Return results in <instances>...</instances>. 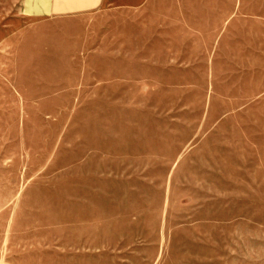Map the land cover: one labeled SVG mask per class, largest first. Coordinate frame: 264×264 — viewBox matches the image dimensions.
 Here are the masks:
<instances>
[{"label": "rangeland", "instance_id": "obj_1", "mask_svg": "<svg viewBox=\"0 0 264 264\" xmlns=\"http://www.w3.org/2000/svg\"><path fill=\"white\" fill-rule=\"evenodd\" d=\"M36 1L0 0V264H264V0Z\"/></svg>", "mask_w": 264, "mask_h": 264}, {"label": "crops", "instance_id": "obj_2", "mask_svg": "<svg viewBox=\"0 0 264 264\" xmlns=\"http://www.w3.org/2000/svg\"><path fill=\"white\" fill-rule=\"evenodd\" d=\"M22 1L26 4H31L33 2H37L36 0H22ZM43 2H46V1L43 0ZM92 2H93V0H85L84 2H83V0H52L48 3V6L51 9L62 13V12H67L68 8L73 9L77 3H81L82 5H84V4L90 5ZM35 8L38 9L39 7H35ZM57 17H59V16H57ZM60 18H61V16H60Z\"/></svg>", "mask_w": 264, "mask_h": 264}]
</instances>
